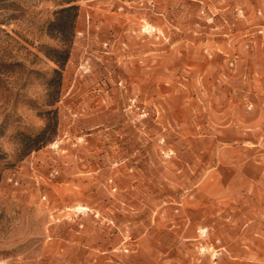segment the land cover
Masks as SVG:
<instances>
[{
    "label": "rangeland",
    "instance_id": "obj_1",
    "mask_svg": "<svg viewBox=\"0 0 264 264\" xmlns=\"http://www.w3.org/2000/svg\"><path fill=\"white\" fill-rule=\"evenodd\" d=\"M14 1L5 30L19 45L0 34V264H264V178L232 201L191 187L229 149L208 110L226 103V35L251 0H77L57 135L19 158L17 134L45 124L61 0ZM181 106L197 109L182 116L193 145L176 144Z\"/></svg>",
    "mask_w": 264,
    "mask_h": 264
},
{
    "label": "crops",
    "instance_id": "obj_2",
    "mask_svg": "<svg viewBox=\"0 0 264 264\" xmlns=\"http://www.w3.org/2000/svg\"><path fill=\"white\" fill-rule=\"evenodd\" d=\"M250 7L247 13L241 10L246 24L236 33L226 35L228 61L233 66L224 76L226 103L221 108L213 104L208 110V113L223 114V127L228 132L224 138L215 136L210 139L217 144L228 145L229 149L225 155L217 152L216 165L191 186L207 199L232 201L248 193L256 195L263 192L264 30L262 35L257 31L264 28V15L257 16L256 11L264 10V0H251ZM184 110L197 111L196 108L182 106L176 110L180 128L176 144L193 145L197 128L193 120L183 122ZM182 153H179L181 157Z\"/></svg>",
    "mask_w": 264,
    "mask_h": 264
},
{
    "label": "trees",
    "instance_id": "obj_3",
    "mask_svg": "<svg viewBox=\"0 0 264 264\" xmlns=\"http://www.w3.org/2000/svg\"><path fill=\"white\" fill-rule=\"evenodd\" d=\"M76 1L61 0L59 8L53 12L54 19L48 24V33L55 35L62 47L60 49L46 48L44 51V55L56 65V68L51 71V76L45 80L47 90L45 103L48 109L40 113L45 119V124L33 132L17 134L18 158L26 156L31 151L41 149L57 135L58 116L53 107L60 95L63 69L69 58V48L78 16ZM21 12H23V9L16 1L0 0V34L3 35L4 43L10 50H14L12 48L16 49L19 42L5 30V27L17 21ZM12 33L17 36L16 32ZM13 58L14 56L10 57V59ZM8 65L24 67L23 62L16 58L12 62L10 61Z\"/></svg>",
    "mask_w": 264,
    "mask_h": 264
},
{
    "label": "built area",
    "instance_id": "obj_4",
    "mask_svg": "<svg viewBox=\"0 0 264 264\" xmlns=\"http://www.w3.org/2000/svg\"><path fill=\"white\" fill-rule=\"evenodd\" d=\"M263 11H264V10H263ZM263 11H261L260 9L257 10V11H256V15H257V16H260V17L263 16V15H264V12H263ZM238 14L242 16V11L239 10V11H238ZM263 30H264V28H263V29H259V30L257 31V33L260 34V35H262V34H263Z\"/></svg>",
    "mask_w": 264,
    "mask_h": 264
}]
</instances>
